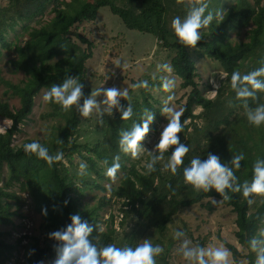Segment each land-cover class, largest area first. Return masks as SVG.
<instances>
[{
	"label": "trees",
	"instance_id": "16d2710c",
	"mask_svg": "<svg viewBox=\"0 0 264 264\" xmlns=\"http://www.w3.org/2000/svg\"><path fill=\"white\" fill-rule=\"evenodd\" d=\"M198 3L199 0H9L7 6L0 7V58L5 50L15 51L16 58L12 61L15 71H22L27 76V80L20 84L0 80L13 96L20 99L18 109L0 100V117L12 121L10 128L0 132V226L12 224L13 217L18 215L7 201L14 199L20 202L17 193L9 191L17 183L21 192L31 197L34 209L41 215L43 227L48 233L46 238L33 237L34 242L29 244L22 264H42L60 253L64 244L54 239L52 234L66 230L74 214H79L82 222L86 221L93 227L88 239L98 251L109 244L117 246L120 235H123L121 247L134 248L142 242L143 237L150 238L156 232L173 241V235L168 230L179 213L209 198L220 199L237 216L235 235L243 249L239 250L235 245L223 241L226 248L235 260L246 256L249 264H255L257 252L252 250L250 242L253 239L261 241L264 237V232H260L261 225H264V199L257 201L261 194L246 198L242 187L240 191L226 189L225 194L230 199L225 201L214 189L195 192L184 183L183 169L190 166L193 158L204 160L210 154L216 155L222 163L232 168L235 184L242 186L245 181L251 182L255 162H264V126H250L246 116L248 109L264 104V90H254V97L237 99L231 85L233 71L244 75L264 67V0H209L208 11L214 13L216 9L222 10L223 20L217 22L214 19L207 29L201 30L203 38L194 48L185 47L174 35L171 21L176 16L183 19ZM50 7L54 16L49 22L40 28L24 27L29 36L24 45L8 40L9 32L22 23L43 16ZM103 8H108L128 29L157 38L161 46L172 52L171 68L182 79V88L191 89L181 106L183 130L178 134L181 143L190 150L175 175L170 170H164L173 146L163 151V159L157 161L156 171L150 175H145L147 165L138 169L131 161L133 156L120 148L122 133L130 132L136 125L143 126L149 115L154 117L149 123L153 126L162 119V110L155 107V99L148 86L141 87L138 95L131 92L132 100L124 98L118 109L109 115L102 141L92 146L80 145L72 140L83 116L78 105L91 98L86 63L93 57L95 49L94 42L74 28L83 22L96 21ZM243 30L247 33L248 41H237L236 37ZM192 49L201 56L219 62L227 74L214 99L207 98L199 87ZM66 78H77L83 84L82 96L77 105L67 112L58 104L48 102L53 108L50 116L61 117L64 123L54 128L56 133L52 131L50 142L40 144L47 147L50 154L62 151L64 158L78 152L79 148L92 153L91 156L81 155L87 165V174L81 176V185L69 173L64 161L49 166L35 155H26L23 145L34 140L14 144L20 126L33 113L35 98L42 90L62 84ZM258 79L264 81V76ZM157 84L152 81L149 87ZM248 87L252 90L250 85ZM129 107L132 109L131 117L122 119L123 111ZM196 107L202 109L199 114H195ZM198 119L204 123L199 125ZM142 141L139 145H142ZM241 152L245 158L236 168L232 159ZM160 154V151L151 153L147 164L153 155ZM117 156L121 164L119 172H124L120 186L112 190L111 198L101 197L94 206L84 204L82 198L87 190L107 191L99 181L110 180L105 170ZM5 169L8 170L7 180L2 184ZM92 174L96 176L95 179L91 178ZM113 199L121 203L119 230L114 214L107 220L101 217V211ZM66 200L67 204L64 203ZM103 223H106L104 229ZM3 236L0 230V257L15 249V245L6 242ZM205 241H198L197 248H203ZM158 242L164 244L162 240ZM180 250L183 253V249L177 252L180 253ZM169 254L163 250L156 255V264H172Z\"/></svg>",
	"mask_w": 264,
	"mask_h": 264
},
{
	"label": "rangeland",
	"instance_id": "374dc122",
	"mask_svg": "<svg viewBox=\"0 0 264 264\" xmlns=\"http://www.w3.org/2000/svg\"><path fill=\"white\" fill-rule=\"evenodd\" d=\"M187 1L193 2L194 0ZM8 2L9 0H0V7L7 6ZM51 10L52 7L48 8L43 16L18 25L14 31L9 32L8 40L24 45L29 39L28 32L24 27L40 28L54 16ZM74 29H77L79 33L95 44L94 55L86 63V79L92 89V94H97L95 96L91 94V98L96 101V105L87 117L82 116L79 129L72 140L80 145L92 146L102 141L105 138L109 115L118 109L124 98L127 97L132 100L133 95L131 92L138 95L141 87L137 85H140L142 81H147L150 93L155 99L153 100L155 107L162 110V119L156 121V126L149 124V130L143 138L142 145H139L138 155L131 159L138 169H142L147 165L148 156L157 151L156 145L160 141L167 120L171 118L172 113L165 112L164 109L170 107L174 111H181V106L186 102L191 89L182 88V79L174 73L172 68L171 71H168L162 67L165 64L171 67L173 55L170 58L172 53L170 50L161 46V42L153 35L128 29L108 8L99 11L96 21L77 24ZM232 37H235V35L232 34ZM236 40L248 41L246 31L243 30L241 35L236 37ZM191 52L196 66V80L199 82V87L207 98L214 99L218 89L225 82L227 74L219 62L205 55H199V52L194 49ZM15 58V51H4L3 56L0 58V80L11 81L14 84H20L27 80L24 72L15 71L12 64ZM149 79L151 80L148 81ZM166 79H174L175 87L165 89L163 83ZM2 81H0V100L8 102L13 109H18L20 99L13 96ZM152 81L158 84L149 87V83ZM108 88H116L121 93L126 91L127 94L120 95L117 98V103L112 104L104 94V91ZM46 91L45 89L42 90L35 98L33 113L20 126L21 130L15 136L14 144H22L27 140H34L39 143L50 142L52 131L56 133L54 128L64 123L61 117L50 116L53 108L43 100ZM213 91H216V94H213ZM169 97L173 98L169 99ZM201 111L200 107L195 108V114H199ZM197 122L199 125L204 123L202 119H198ZM11 125L12 121L0 117V129H2L0 132H5ZM79 152L82 154H79ZM81 155L91 156L92 153L79 148L78 152L67 155L63 160L65 167L79 185H81L82 179L78 175L79 164L81 162L86 163ZM7 174L8 170L5 169L2 184L7 180ZM123 176L124 172H119L115 179L100 180L99 182L107 188V191L87 190L82 202L94 206L101 197L111 198L112 190L120 186ZM91 178L95 179L96 176L92 174ZM9 191L17 193L20 197V202L14 199L7 200L11 204L12 211H17L18 215L13 217L12 224L2 225L0 230L4 233V240L15 245V249L12 253L1 256L0 264H22L26 259L29 244L34 242L33 237L46 238L48 233L43 227L44 222L41 215L36 213L34 209L31 197L27 193L21 192L20 185L16 183ZM263 199L264 194H261L258 196L257 201ZM120 208L121 203L113 199L112 203L101 211L103 220L109 219L111 214L116 216L118 230V222L121 218ZM236 218L237 216L232 208L224 205L220 199H205L202 203L182 210L176 217L174 224L168 230L175 241L164 238L161 232H156L150 238L143 237L141 243L148 240L170 252L169 258L172 264H196L198 262L195 258H185L181 250L180 253L177 252L179 249L184 250L185 242H187V247L190 249L197 248L198 241L203 239H206L203 247L205 250L218 247L226 248L223 241L235 245L239 250L243 249L235 235L237 231ZM102 228H106V223L102 224ZM177 232L182 233V235L177 236ZM260 232H264V225H261ZM122 237L123 235L118 237L116 247H121ZM161 240L164 244L158 242ZM262 240H264V237ZM244 254L246 255L245 251ZM59 258L60 253L43 261L42 264H56ZM205 259L208 264H211L210 257L205 256ZM72 264H75V262L73 261ZM228 264H249V262L246 256L237 261L230 253Z\"/></svg>",
	"mask_w": 264,
	"mask_h": 264
},
{
	"label": "clouds",
	"instance_id": "9594fccd",
	"mask_svg": "<svg viewBox=\"0 0 264 264\" xmlns=\"http://www.w3.org/2000/svg\"><path fill=\"white\" fill-rule=\"evenodd\" d=\"M209 0H199L198 5L191 7L186 16L181 19L176 16L171 21V29L177 37L178 42L185 47L194 48L203 38L202 29H207L213 20L217 22L223 20L224 13L220 9H216L213 13L208 11ZM164 69L171 71V67L167 64L162 66ZM264 76V67H260L247 74L241 75L239 71H233L231 74V85L235 90L237 99L254 97V90H264V81L258 77ZM251 86V89L248 86ZM140 87H146L147 81H142ZM165 89L175 87L174 79H166L163 83ZM217 87V86H215ZM83 84L78 82L77 78H66L62 84H54L47 90L43 96V100L58 104L63 111H68L82 96ZM97 93H93L95 96ZM108 101L112 104L117 103V98L120 95H126V91L121 93L116 88H108L104 91ZM216 94V91H213ZM173 97H169L172 99ZM96 105V101L92 98H87L82 105H78L80 113L87 117ZM247 108V105H245ZM165 112L172 113L167 125L161 134L159 143L156 145L160 155H153L150 162L147 164L145 175H150L156 171V163L163 159V151H167L170 146H173V151L169 157L168 163L164 170H170L173 175L176 174L178 166L183 164V158L189 152V147L181 143L179 133L183 130L181 122V111H174L172 108H165ZM132 115V109L129 107L123 111L122 119H129ZM247 121L250 126H264V104H260L254 109H248ZM154 117L148 116L144 121L143 126L136 125L130 132L121 134L119 141L120 148L124 153H130L133 157L138 155L140 141L144 138L149 130V123ZM2 131V129H0ZM23 151L26 155H35L38 159L45 161L49 166L54 163L61 162L64 159V153L57 151L55 154H50L49 149L37 141L26 143L23 145ZM244 154L241 152L236 154L232 159V164L240 167V162L244 160ZM107 164V161L104 162ZM121 168L119 157H115L110 167H107L105 174L109 178L115 179ZM87 174V165L84 162L79 164L78 175L84 176ZM183 180L186 185L192 187L195 192H208L214 189L219 193L225 201L230 197L225 194L226 189L240 191L242 187L244 197H249L252 194H264V162L257 160L253 166V177L251 182L245 181L242 186L235 184V175L232 168L222 163L218 156L208 155L206 159L201 160L199 157L191 160L190 166L183 169ZM170 187V186H169ZM65 204L68 201H64ZM215 203V201H214ZM251 203V201H249ZM46 214V209L43 210ZM71 224L64 231H57L52 234V237L57 241L63 242L64 246L60 250V258L56 264H156L154 257L161 252L163 248L145 240L136 247H116L109 244L101 250L90 244L88 239L93 227L86 221L82 222L79 214H74L70 217ZM177 236L182 233L177 232ZM252 250L257 252L255 264H264V240H251ZM229 251L227 248H203L190 249L187 247V242L184 244L183 256L185 258H195L198 264H208L205 256L211 258V264H228Z\"/></svg>",
	"mask_w": 264,
	"mask_h": 264
}]
</instances>
